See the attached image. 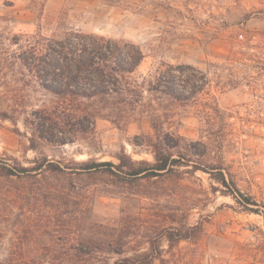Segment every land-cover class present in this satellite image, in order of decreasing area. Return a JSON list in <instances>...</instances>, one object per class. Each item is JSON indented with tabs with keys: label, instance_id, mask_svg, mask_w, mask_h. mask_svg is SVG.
Wrapping results in <instances>:
<instances>
[{
	"label": "rangeland",
	"instance_id": "rangeland-1",
	"mask_svg": "<svg viewBox=\"0 0 264 264\" xmlns=\"http://www.w3.org/2000/svg\"><path fill=\"white\" fill-rule=\"evenodd\" d=\"M263 16L264 0H0V106L11 115L0 117V164L32 166L45 157L62 165L87 159L118 163L122 151L134 160L153 162L148 145L154 136L153 107L172 109L181 122L174 129L187 139L195 142L201 136L204 119L198 110L180 116L184 110L179 104L148 92L122 127L98 117L95 133L80 134L75 142L61 144L34 135L26 124L28 115L65 100L43 88L36 70L25 64L22 57H32L34 45L72 32L139 44L146 56L130 77L148 83L164 62L203 72L223 63L231 31H262ZM207 91L222 108L242 114L250 100L239 90L222 93L208 86ZM255 133L225 143L224 156L237 186L258 203L250 206L260 213L215 190L219 184L192 166L139 178L0 174V260L63 264L40 256L86 248L82 239L94 236L110 239L112 247L129 254L147 250L154 240L162 251L156 264H264V125L256 126ZM191 159L193 164L204 162L198 155ZM196 225L198 232L192 228ZM180 228L191 238L171 244L167 231Z\"/></svg>",
	"mask_w": 264,
	"mask_h": 264
},
{
	"label": "trees",
	"instance_id": "trees-1",
	"mask_svg": "<svg viewBox=\"0 0 264 264\" xmlns=\"http://www.w3.org/2000/svg\"><path fill=\"white\" fill-rule=\"evenodd\" d=\"M227 45L229 54L225 61L213 63L206 72L191 65L164 62L148 83L145 79L139 81L130 77L146 56L139 44L94 33L72 32L44 46L34 45L33 56L22 57L25 64L36 70L43 88L65 99L28 115L26 124L34 135L61 144L75 142L80 134L95 133L98 117L122 127L143 104L144 93L148 92L160 94L171 105L179 104L184 110L180 116L198 110L204 119L201 136L195 142L187 139L174 129L181 122L172 109L162 111L160 107H153L154 136L148 143L154 155L153 162L134 160L124 151L117 156L118 163L87 159L62 165L45 157L35 160L32 166L0 164V174L9 177L36 176L43 172L53 176L118 174L139 178L177 172L178 166H192L191 170H202L219 184L215 190L230 194L245 210L260 213L261 210L250 206L258 203L239 189L233 173L227 168L224 144L236 138L244 141L242 134L256 136L255 127L264 125V30L239 27L231 31ZM188 69L197 73L189 75ZM208 86L222 93L239 90L247 94L250 100L243 104L244 114L234 108H222L215 94L204 92ZM203 93L206 96H201ZM0 117L7 119L11 115L0 106ZM174 150L179 158L175 157ZM193 155L204 158V162L193 164ZM72 182L71 179L69 183ZM87 186L82 188L87 190ZM87 193L84 192L83 199L87 198ZM192 228L200 230L197 225ZM191 236L182 228L166 233L171 244ZM82 241L86 248L43 254L40 259L59 260L63 264H156L162 256L161 247L154 240L149 241L147 250L132 254L112 247L114 242L104 237L85 236ZM114 256L117 258L111 262ZM13 260H0V264H15Z\"/></svg>",
	"mask_w": 264,
	"mask_h": 264
}]
</instances>
